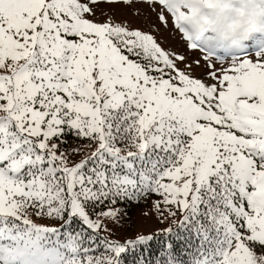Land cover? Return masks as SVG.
<instances>
[{
    "label": "snow or ice",
    "instance_id": "1",
    "mask_svg": "<svg viewBox=\"0 0 264 264\" xmlns=\"http://www.w3.org/2000/svg\"><path fill=\"white\" fill-rule=\"evenodd\" d=\"M0 264H264V0H0Z\"/></svg>",
    "mask_w": 264,
    "mask_h": 264
},
{
    "label": "rangeland",
    "instance_id": "2",
    "mask_svg": "<svg viewBox=\"0 0 264 264\" xmlns=\"http://www.w3.org/2000/svg\"><path fill=\"white\" fill-rule=\"evenodd\" d=\"M173 45H177L178 41H172ZM129 220L125 227L119 231V235L126 236L135 232H153L156 228L161 227L157 221L154 209L148 204L136 205L129 211Z\"/></svg>",
    "mask_w": 264,
    "mask_h": 264
},
{
    "label": "trees",
    "instance_id": "3",
    "mask_svg": "<svg viewBox=\"0 0 264 264\" xmlns=\"http://www.w3.org/2000/svg\"><path fill=\"white\" fill-rule=\"evenodd\" d=\"M135 206H136V205H135ZM135 206H133V207H135ZM133 207H132V208H133ZM132 208H131V209H132Z\"/></svg>",
    "mask_w": 264,
    "mask_h": 264
}]
</instances>
